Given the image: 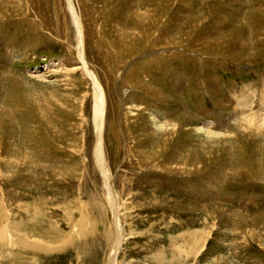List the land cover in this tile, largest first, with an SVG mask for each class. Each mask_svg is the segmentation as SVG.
I'll return each instance as SVG.
<instances>
[{"label": "rangeland", "instance_id": "obj_1", "mask_svg": "<svg viewBox=\"0 0 264 264\" xmlns=\"http://www.w3.org/2000/svg\"><path fill=\"white\" fill-rule=\"evenodd\" d=\"M69 1L78 17L84 9L87 22L102 27L94 38L99 52L85 48V61ZM127 31L138 32L131 45L122 41ZM171 37L176 44L163 43ZM122 63H132L133 82L117 80V96L142 108L150 124L157 110L185 126L164 143L145 131V121L139 130L132 122L127 127L135 144L128 150L123 133L109 132L107 165L120 206L129 212L118 262L264 264V139L243 117L264 113V0H0L1 212L12 234L24 226L32 241L5 252L9 259L0 264H84L86 257L109 264L111 241L103 237L116 240V223L93 154L92 90L81 69L100 73L102 65ZM85 98L88 145L76 130ZM245 98L252 107L243 105ZM192 126L227 134L229 141L225 148L190 153L206 139ZM124 175L136 194L129 202L125 190L120 197ZM86 220L91 235L77 237ZM91 248L100 250L96 262Z\"/></svg>", "mask_w": 264, "mask_h": 264}, {"label": "bare ground", "instance_id": "obj_2", "mask_svg": "<svg viewBox=\"0 0 264 264\" xmlns=\"http://www.w3.org/2000/svg\"><path fill=\"white\" fill-rule=\"evenodd\" d=\"M82 2V1H81ZM68 6H69V10H71V12L74 14V24H76L77 26V30H78V37H77V42H78V45H79V57L82 58L84 61H85V58H84V52H85V48H91L92 50H94L95 52H99V48L98 46H96V39L94 40L95 37H97V35L99 36H102V27H100L99 24H96L95 22L97 21L96 18H93L94 20V23H91V22H87V13H85V10L83 9V14L81 15V17H78V15L75 14V10H72V5H71V2L69 1L68 2ZM83 5V3H82ZM81 5V6H82ZM83 7V6H82ZM93 14V13H92ZM95 16V15H94ZM135 18H137L138 20H141L140 18H142V15H139V13H134ZM34 21V20H32ZM31 22V21H30ZM137 22V25L139 21H136ZM140 28V27H139ZM107 29V28H106ZM105 31V29H104ZM107 32V31H106ZM124 32V31H123ZM126 33V36L122 37L123 38V43L125 45H131L133 44V41H135V38L137 36V33L136 32H125ZM169 36V35H168ZM141 37V36H140ZM175 37V36H174ZM174 37H171L170 39H165V41L163 43H167L170 45V43H174V40L173 38ZM144 39V38H143ZM154 39V38H153ZM158 40V43L160 44V42H162V40L158 38H156ZM105 41V40H104ZM137 42V40H136ZM108 43V41H107ZM176 44V43H174ZM78 49V48H77ZM181 49V48H180ZM106 51V50H105ZM103 52H104V49H103ZM107 52V51H106ZM165 53V52H164ZM113 56L114 54L111 53ZM110 54V55H111ZM111 55V56H112ZM154 55V54H153ZM109 56V55H108ZM110 56V57H111ZM112 56V57H113ZM111 57V59H112ZM146 58V57H144ZM113 62V61H112ZM122 62V61H121ZM132 63L128 64V63H122V64H118V66H116L117 64H106V65H102L101 67V71L99 73V71L97 70L96 73H94L93 71H89L88 67L85 70V73H84V70L81 69L82 71V74L85 76V79H86V76L89 77L90 79V85H89V90L91 91L92 90V101H91V106H92V111H93V117L92 118V122L94 123L95 125V129H94V133H92L93 135V141H92V144L94 143V148H93V154L95 155V162L97 164V167L98 169L101 171V173H103V178H104V182H105V186H106V195L105 198L107 197V202H108V208H109V214L112 213V216L114 217V222L116 223L115 224V231L117 233V238L116 240H114V236L111 237V235L109 236L108 233H105V236L103 237V242L107 243L106 241L110 240L111 241V256H110V259H109V264H124V263H121V262H118V253L119 251L121 250V242L127 239H125V236L127 235L126 233H124V228H123V221L126 217V214L129 213L128 212V209L124 208V205L120 206V202L118 201V194H117V190H116V186L114 185V181H113V185L112 183H110V175H111V169L110 167L112 168V166H108L107 165V153L105 152V147H106V142L107 140L109 141L110 138L108 137L109 135V132H114L115 134V137L119 138L120 135H122L123 133V136L125 137V143H124V149L126 148V150H128L131 145H134V138L133 137V134L131 132H129V129L127 126L130 125V123L134 122L135 125H133L132 127L136 128L137 130H139V126L140 124H142L144 121L145 123V131L149 132L152 136H154V139L156 140L157 138L159 140H162L164 143L168 142L169 140H173L174 136H176L175 134L178 133V130H180L183 126L182 122H181V119L174 122L173 120L170 121V119L168 118V116L166 114H163L159 111H153L151 113V120L152 123L150 124V122L148 123V118H145V116L143 117L142 114L145 113L144 110L142 108H137L135 105L133 106H127V104H130V103H127V99L126 97H119L117 96L119 92H117L118 90V82L117 80H123V79H130L132 77V80L131 82H133V72L132 70L130 69V66H131ZM110 65V66H109ZM86 66V65H85ZM116 66V68H115ZM111 67H114L116 70L113 71L111 70L110 68ZM113 69V68H112ZM130 69V70H129ZM74 72V71H72ZM127 74H129V77L127 76ZM137 75V74H136ZM146 77V76H145ZM150 80V79H148ZM120 82V81H119ZM76 82L73 84V87L71 85V87H73L74 89H71V90H76V86L75 85ZM122 84V83H120ZM120 86V85H119ZM120 88V87H119ZM122 88V87H121ZM138 88V87H137ZM149 88V91L151 92V94H156V92H158L156 90V88H153V87H148ZM78 90V89H77ZM79 91V90H78ZM88 91V92H90ZM81 92V91H80ZM87 92V93H88ZM130 90L127 89L126 90V93H129ZM149 92V93H150ZM125 95V94H124ZM128 96H131V93L128 94ZM127 96V97H128ZM152 96V95H151ZM251 96V95H250ZM153 97V96H152ZM54 99V98H53ZM251 99V98H250ZM250 99H243L242 102H243V105L244 106H247V107H250L252 104H251V100ZM48 100V99H47ZM50 100V99H49ZM51 101V100H50ZM53 101V100H52ZM56 101V99H55ZM59 103V101H56V103ZM75 102V101H74ZM241 102V103H242ZM64 103V102H63ZM77 103V102H76ZM240 103V104H241ZM61 103H59L58 105H60ZM78 104V103H77ZM66 105V104H65ZM64 104L62 105L61 104V107L62 108H68L66 107ZM75 105V104H74ZM79 106H80V103H79ZM81 109L83 111L82 115L80 116L79 118V121L80 123L77 124L76 126V130L79 132L81 130V133H80V139H83V141H85L87 139V142L89 143V140L87 138L88 135V132H86V128H87V125H88V120L86 118V109H88L90 106L89 102H88V98H85L82 102V105H81ZM48 107V106H47ZM252 107V106H251ZM51 108V107H50ZM49 108V109H50ZM64 108V109H65ZM70 108H73L70 107ZM80 108V107H78ZM48 109V110H49ZM51 110V109H50ZM49 110V112H50ZM54 110V109H53ZM79 110V109H78ZM252 111V110H251ZM77 112V111H76ZM155 112V113H154ZM264 112V110H263ZM53 113V112H51ZM244 113V112H243ZM254 111L252 112V114H246V115H243L244 117V121L248 124V125H252V122H254V125L257 126V127H260L262 129V132H260L261 134L259 135L260 137H262L264 139V113H259L258 115L257 114H253ZM92 115V114H91ZM77 117V116H76ZM181 117H184L183 115ZM54 118H56L54 116ZM43 119V118H42ZM190 119L191 121H193V117L190 116ZM44 120V119H43ZM143 120V121H142ZM61 121V120H60ZM142 121V122H141ZM237 121V120H236ZM240 121H243V120H240ZM47 122V121H46ZM48 123V122H47ZM63 124V123H62ZM68 124V123H67ZM212 124V123H211ZM239 124V123H238ZM237 124V125H238ZM241 124V123H240ZM213 125V124H212ZM247 125V126H248ZM48 126V125H47ZM246 126V127H247ZM74 127V126H73ZM120 127V128H119ZM127 127V128H126ZM203 127V126H202ZM202 127H199L196 129V131L193 129V126H192V130H194L196 133H199V134H203V135H206V139L205 140H201L199 139L200 141V148H196V149H192L190 153H194L197 155H199V153H204L205 154V150H214V149H218L219 147L222 148V146H224V142H228L229 139V135L227 134H216V133H213L211 131V129L208 131V129L205 128V130H203L204 128ZM206 127H209L208 125H206ZM243 127V126H242ZM67 128V127H66ZM143 128V129H144ZM149 128V129H148ZM240 128V127H239ZM238 128V129H239ZM245 127H243L242 129H244ZM249 128V126H248ZM186 129V128H185ZM252 129H253V126H252ZM70 130V129H69ZM236 130V129H235ZM255 130V127L254 129ZM144 131V130H143ZM144 131V132H145ZM250 131V129H249ZM252 131V130H251ZM250 131V132H251ZM61 132V131H60ZM145 132V133H146ZM243 132V131H242ZM253 132V131H252ZM246 134V132H245ZM147 136H148V133H147ZM244 136V135H242ZM257 136V135H256ZM255 136V138H256ZM83 137V138H81ZM258 137V136H257ZM153 138V137H152ZM249 138V137H248ZM79 139V140H80ZM92 139V137H91ZM121 139V138H120ZM252 139V137H251ZM258 139V138H257ZM254 141V140H253ZM258 141V140H257ZM117 142V141H116ZM88 143H86V141L83 143L84 145H88ZM225 143V144H226ZM264 143V142H263ZM79 144V143H78ZM77 144V145H78ZM223 144V145H222ZM229 144V143H228ZM121 145V143H120ZM222 145V146H221ZM227 145V144H226ZM152 146V145H151ZM160 147V146H159ZM225 148V146H224ZM204 149V150H203ZM81 150V149H80ZM197 152H196V151ZM154 152V151H153ZM221 153V151H219ZM157 153V152H156ZM129 154V152H128ZM144 154V152L142 153V155ZM215 154V153H214ZM264 154V153H263ZM148 155V154H147ZM188 156V155H187ZM210 156V155H208ZM217 156V155H216ZM131 157V156H129ZM145 157V156H144ZM151 158V157H150ZM262 158V157H261ZM129 159V158H128ZM149 159V158H148ZM264 159V158H263ZM190 158H187L185 159V164L187 165V162H189ZM259 160V159H258ZM257 160V161H258ZM240 162V161H239ZM189 164V163H188ZM184 165V164H183ZM185 165V166H186ZM110 169V173H109V170L108 168ZM196 166H199L200 167V162H196ZM106 167V168H105ZM124 168V167H123ZM122 168V169H123ZM185 168V167H184ZM187 168V167H186ZM262 168V167H261ZM171 169V168H170ZM201 169V168H200ZM264 170V168H263ZM174 171V170H173ZM192 171V170H191ZM124 172V171H123ZM238 172V171H237ZM114 173V172H113ZM246 173V172H245ZM118 174V173H117ZM264 175V174H263ZM125 177V185H123V188H121V191H120V197H123V195L121 194L122 191H126L127 193V196H128V199L126 201H128L130 198H134L136 196L135 192H133V189L131 190V188L133 187L131 185V180H129V175H124ZM112 180H114V178L112 177ZM120 180V178L118 179ZM210 185V184H209ZM126 186V187H125ZM118 189V188H117ZM9 191V190H8ZM7 191V192H8ZM16 191V190H15ZM143 191V190H142ZM194 192V191H193ZM14 193V192H13ZM20 193V192H19ZM140 194V192L138 193ZM137 194V195H138ZM18 195V194H17ZM119 197V199L121 200V198ZM18 199V198H17ZM106 200V199H105ZM124 200V199H123ZM2 201V199H1ZM0 201V221L2 220V223L0 222V261L1 260H8L9 259V255L5 254V252L7 253H11L13 251L16 250L17 247H22V248H29V245L31 244L32 241H30L31 239V232L30 231H27L26 233L25 232V229L23 227H21V231H18L19 233L17 234H12V228H10V223H5L3 220V216L4 214L1 212L3 207L5 208V205L2 204V202ZM122 202V201H121ZM129 202V201H128ZM8 203V202H7ZM99 203V202H98ZM9 204V203H8ZM127 204V203H126ZM130 205V203H129ZM8 207V206H7ZM100 206L98 205L97 208H95L96 210H98ZM107 208V207H106ZM124 208V210H123ZM9 209V208H7ZM6 209V210H7ZM216 210V209H215ZM240 210V209H239ZM9 211V210H8ZM226 211H228L229 213V210L226 209ZM6 213V211H3ZM121 212V214H120ZM12 213V212H11ZM235 213V212H234ZM24 214V213H23ZM232 214V213H231ZM261 214V213H260ZM259 214V215H260ZM264 214V213H263ZM11 215V214H10ZM37 215V214H36ZM111 215V214H110ZM229 215V214H228ZM227 215V216H228ZM33 216V215H32ZM244 216V215H243ZM246 216V215H245ZM248 216V215H247ZM250 216V215H249ZM257 216V215H256ZM255 216V217H256ZM16 217V216H15ZM252 217V216H251ZM253 217V219L255 218ZM259 217V216H258ZM262 217V216H261ZM5 218L9 220V215H5ZM13 219H15L14 217H12ZM127 218V217H126ZM244 218V217H243ZM5 219V220H6ZM242 219V218H241ZM252 219V218H251ZM12 220V219H11ZM123 220V221H122ZM254 221V220H252ZM16 222V221H15ZM39 222V221H38ZM251 222V221H250ZM19 223H24L23 222H19ZM26 223V222H25ZM32 223V222H31ZM246 223V222H245ZM91 222L87 223V220L85 223H81V227L79 228V230L76 232V235L77 237L79 236H83L85 234H88V235H91V228H90V225ZM25 225V224H24ZM15 226H18V225H15ZM22 226V225H21ZM27 227V226H25ZM36 227V226H35ZM18 228V227H17ZM16 228V229H17ZM20 228V227H19ZM28 228V227H27ZM90 228V229H89ZM254 228V227H252ZM251 228V229H252ZM14 229V228H13ZM15 229V230H16ZM30 229V228H29ZM28 229V230H29ZM39 229V228H38ZM235 229V228H234ZM40 230V229H39ZM248 230V229H247ZM253 230V229H252ZM257 230V229H256ZM45 231V230H44ZM93 231V230H92ZM16 232V231H15ZM251 232V231H250ZM255 232V231H254ZM34 234V232H32ZM44 234V232H42ZM46 233V232H45ZM84 233V234H82ZM131 233V232H130ZM249 233V232H248ZM39 234V233H38ZM244 234V232H243ZM253 234V233H252ZM251 234V235H252ZM256 234V233H255ZM259 234V233H258ZM36 235V233H35ZM46 235V234H45ZM115 235V234H113ZM197 235V234H196ZM246 235V234H245ZM48 236V235H47ZM97 236V235H96ZM247 236V235H246ZM42 237V236H40ZM44 237V236H43ZM116 237V236H115ZM260 237V236H259ZM63 238V237H62ZM59 238H54L52 236H48V240H52L53 242H60V243H66L67 242V239H64L62 241H56L58 240ZM202 239V238H201ZM250 239V238H249ZM199 240V238H198ZM52 241H48V247H52L51 246V243ZM114 241V242H113ZM196 241V240H195ZM122 243V244H123ZM34 244V243H33ZM67 244V243H66ZM92 244L96 245V247L98 246L96 242H92ZM175 244V243H174ZM90 247V246H89ZM95 247V248H96ZM203 247V246H201ZM95 248H91L90 250L92 251L91 252V255L94 254L93 257H91V259L96 262L98 261L99 259V255H100V250H98V253L96 254V250ZM88 249V248H87ZM61 250V249H60ZM186 250V249H185ZM184 250V251H185ZM201 250V249H199ZM62 251V250H61ZM85 251V250H84ZM187 251V250H186ZM185 251V252H186ZM189 251V250H188ZM191 251V250H190ZM79 252V251H78ZM24 253V252H23ZM161 253V252H160ZM180 253V252H178ZM18 254V253H17ZM80 254V253H79ZM84 254V253H83ZM13 256V254H10V256ZM15 255V254H14ZM86 255V254H85ZM88 255V253H87ZM160 254H158L157 256H159ZM193 257H196V256H199L200 253L197 252V253H192ZM26 256V255H25ZM30 256V255H28ZM89 256V255H88ZM156 256V255H155ZM180 256V254H179ZM186 256V255H185ZM86 257V256H85ZM178 257V256H177ZM176 257V258H177ZM83 258V257H82ZM185 258V257H184ZM28 259V258H27ZM31 259V258H30ZM50 259V257H49ZM76 259V258H75ZM18 260V258H17ZM26 260V259H25ZM78 260V259H77ZM81 260V259H80ZM85 260V261H84ZM199 260V259H198ZM21 261V259H20ZM30 261V260H29ZM70 261V260H69ZM22 262V261H21ZM20 262V263H21ZM47 262V261H46ZM50 262V261H49ZM84 264H93L88 257L86 258H83V261H82ZM86 262V263H85ZM101 262V259H99L98 263L100 264ZM221 262V261H220ZM229 262V261H228ZM227 262V263H228ZM29 263V262H28ZM27 263V264H28ZM53 263V262H52ZM70 263V262H69ZM222 263V262H221ZM230 263V262H229ZM10 264V263H9ZM16 264V263H15ZM24 264V263H23ZM43 264V263H42ZM55 264V263H54ZM65 264H68V262H66ZM80 264V263H79ZM96 264V263H95ZM193 264H200V263H197L196 262V259L193 261ZM223 264V263H222ZM226 264V263H225Z\"/></svg>", "mask_w": 264, "mask_h": 264}, {"label": "water", "instance_id": "obj_3", "mask_svg": "<svg viewBox=\"0 0 264 264\" xmlns=\"http://www.w3.org/2000/svg\"><path fill=\"white\" fill-rule=\"evenodd\" d=\"M110 183L113 185L112 175H110Z\"/></svg>", "mask_w": 264, "mask_h": 264}]
</instances>
